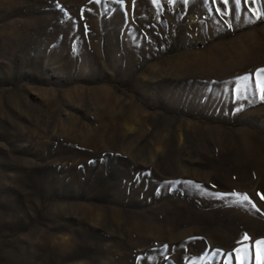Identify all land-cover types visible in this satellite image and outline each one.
<instances>
[{"label": "rangeland", "instance_id": "rangeland-1", "mask_svg": "<svg viewBox=\"0 0 264 264\" xmlns=\"http://www.w3.org/2000/svg\"><path fill=\"white\" fill-rule=\"evenodd\" d=\"M261 69L264 0H0V264H257Z\"/></svg>", "mask_w": 264, "mask_h": 264}, {"label": "snow or ice", "instance_id": "snow-or-ice-1", "mask_svg": "<svg viewBox=\"0 0 264 264\" xmlns=\"http://www.w3.org/2000/svg\"><path fill=\"white\" fill-rule=\"evenodd\" d=\"M224 3L227 4L228 0H224ZM257 76L261 77V79H264V69H261L258 71ZM262 99H264V96L261 97ZM220 196H224L227 194H218ZM232 195H235L239 198L240 201H246L249 200V197L247 195H243L242 197L240 196V194L234 193ZM262 199H264V196H262ZM249 239V237H247V235L245 234L242 237V240L247 241ZM256 246L258 249L257 255H256V260H257V264H264V239L256 241ZM238 254H240L241 259H247L248 255H249V251H248V246L247 245H243L241 248L236 249L235 250Z\"/></svg>", "mask_w": 264, "mask_h": 264}]
</instances>
